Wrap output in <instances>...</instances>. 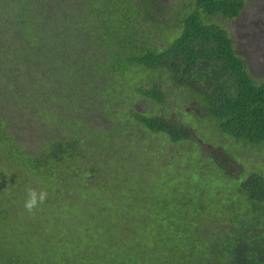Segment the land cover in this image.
I'll return each mask as SVG.
<instances>
[{
  "label": "trees",
  "instance_id": "trees-1",
  "mask_svg": "<svg viewBox=\"0 0 264 264\" xmlns=\"http://www.w3.org/2000/svg\"><path fill=\"white\" fill-rule=\"evenodd\" d=\"M245 2L0 0V264H264V174L202 146L264 145Z\"/></svg>",
  "mask_w": 264,
  "mask_h": 264
},
{
  "label": "rangeland",
  "instance_id": "rangeland-1",
  "mask_svg": "<svg viewBox=\"0 0 264 264\" xmlns=\"http://www.w3.org/2000/svg\"><path fill=\"white\" fill-rule=\"evenodd\" d=\"M245 1L239 17L233 20H226L224 26L232 34L236 51L247 60L252 76L255 80L262 81L264 80V18L259 20L254 15L260 13L257 16L264 17V0ZM260 5L263 7L261 8ZM217 20L220 21L219 18ZM178 100L179 98H177ZM181 109L184 111L200 112L193 104L185 105ZM211 125L212 123L209 120L202 123V126L208 127L207 134L211 135L206 136L204 134V137H201L204 140L202 146L204 147L205 155L212 153L217 147H229L232 144L230 149L235 150L241 164L243 163L247 170H256L264 174V145L261 147H251L242 145L241 143H234L230 138L220 135V132H217L216 129L209 128ZM209 164L210 161L207 158H204L201 162V165L205 168H209Z\"/></svg>",
  "mask_w": 264,
  "mask_h": 264
},
{
  "label": "clouds",
  "instance_id": "clouds-1",
  "mask_svg": "<svg viewBox=\"0 0 264 264\" xmlns=\"http://www.w3.org/2000/svg\"><path fill=\"white\" fill-rule=\"evenodd\" d=\"M47 198L48 193L46 190L37 191L35 188H28L23 207L29 214H34L35 210L44 204Z\"/></svg>",
  "mask_w": 264,
  "mask_h": 264
},
{
  "label": "flooded vegetation",
  "instance_id": "flooded-vegetation-1",
  "mask_svg": "<svg viewBox=\"0 0 264 264\" xmlns=\"http://www.w3.org/2000/svg\"><path fill=\"white\" fill-rule=\"evenodd\" d=\"M261 6V8L264 6H262V5H260ZM260 13H256V15H254V16H256L259 20H262L264 17H261V16H257V15H259ZM253 16V15H252ZM239 17V16H238Z\"/></svg>",
  "mask_w": 264,
  "mask_h": 264
}]
</instances>
